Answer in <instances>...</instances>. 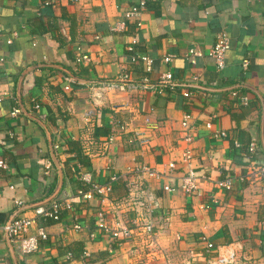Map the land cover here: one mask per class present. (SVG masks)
Masks as SVG:
<instances>
[{
  "label": "crops",
  "instance_id": "0c3cea01",
  "mask_svg": "<svg viewBox=\"0 0 264 264\" xmlns=\"http://www.w3.org/2000/svg\"><path fill=\"white\" fill-rule=\"evenodd\" d=\"M134 1L0 0V264L19 256L24 264H160L176 251L205 264L202 237L220 252L234 247L237 264H264V181L257 170L264 163V0H150L130 18ZM220 31L230 37L222 70L210 55ZM134 38L136 53L152 59L150 71L131 60ZM79 51L89 60L77 63ZM26 71L34 84L25 92ZM168 71L175 89L160 94L105 84L123 72L156 82ZM16 107L21 112L14 114ZM188 113L191 141L182 126ZM217 129L226 135L215 137ZM187 148L200 195L178 188ZM142 164L158 176L141 171ZM59 167L62 186L44 207L60 203L54 219L31 205L54 192ZM228 178L231 189L218 184ZM109 181L108 195L78 194L81 186ZM166 184L177 188L167 191ZM98 209L129 227L131 237L119 243L98 231ZM12 216L33 219L32 234L47 232L36 251L10 246L3 225Z\"/></svg>",
  "mask_w": 264,
  "mask_h": 264
},
{
  "label": "built area",
  "instance_id": "2783aa9c",
  "mask_svg": "<svg viewBox=\"0 0 264 264\" xmlns=\"http://www.w3.org/2000/svg\"><path fill=\"white\" fill-rule=\"evenodd\" d=\"M150 0H135L132 5H130V9L127 11V16L130 18L138 17L142 11H144ZM140 24V23H139ZM137 40L134 38L132 44L128 46V50L131 52V60L138 61L142 60L146 64L147 71L152 69V59L148 55H141L136 53L134 44ZM230 48V37L226 31H220L217 33L216 42L214 46L210 50V55L214 58L216 62V67L218 70H222L225 67V58L228 49ZM190 55L198 54L194 49L189 50ZM172 58L171 55H166L164 57L165 61H170ZM76 62L80 63L85 60H89V55L84 53L83 51H79L76 56ZM248 61H243V66L247 67ZM69 81H72L74 77H67ZM197 79H194V82L197 83ZM106 86L108 88H114L125 92H136V91H152L154 93H162L167 88L170 90L175 89V84L173 80V74L168 71L162 74L159 81H151L147 77L140 79H133L127 72L120 73L115 78L106 81ZM186 95H189L190 92L186 91ZM242 103H248V97H242ZM35 107L40 108V104L36 103ZM21 112L19 107H16L13 110L14 114ZM191 121L192 115L185 114L184 119L182 121V126L187 130L186 140L191 141ZM212 121L208 120L206 122V126L208 128H212ZM122 131L126 130V124L122 123L119 125ZM226 131L222 129H217L214 132L215 137L225 136ZM113 135L110 137V140H113ZM140 142L142 144L148 142V138L145 135L140 137ZM255 144L251 143L249 147V151L254 152ZM193 160V151L191 148H187L183 154V161L187 165V174L184 179L179 183L178 188L189 194L200 195L201 193L198 190V186L196 183V173L192 166ZM5 163L3 160H0V166H4ZM170 169L174 170L177 168V164L175 161H170L168 163ZM139 169L143 172L148 173L150 176H158L157 171L147 164H142L139 166ZM259 172L260 179L264 181V163L259 164L257 167ZM116 179L115 176L111 178V180ZM221 187L231 189L232 188V179L228 178L225 180H221L218 182ZM177 187L171 184L164 185V189L167 191H174ZM112 190V182L109 181L107 183H99L94 182L90 186V188L86 191L79 190L78 193L82 194V197L86 200H93L97 197L108 195V193ZM45 214L54 219H59L60 217V203L58 201H54L51 205V208L45 210ZM33 223V219L24 217V216H16L14 217L10 223L7 221L3 225V229L8 235L10 242L19 250L22 254H29L36 251L39 247L40 240H45L48 238L47 232L43 228H39L38 232L32 234L29 232L30 227ZM79 224H75V228H80ZM96 228L98 231L105 233L109 236V238L113 241H117L121 243L126 238L131 237L132 230L121 224L120 220H116L114 222H110L107 214L104 209H98L96 211ZM146 232L149 234L153 231V226L151 223H147ZM91 236H95L94 233ZM201 247L200 254L205 262V264H237V250L234 247H227L223 252H220L217 249V246L209 241L206 237L200 238ZM70 256V255H69Z\"/></svg>",
  "mask_w": 264,
  "mask_h": 264
},
{
  "label": "water",
  "instance_id": "95a60500",
  "mask_svg": "<svg viewBox=\"0 0 264 264\" xmlns=\"http://www.w3.org/2000/svg\"><path fill=\"white\" fill-rule=\"evenodd\" d=\"M57 66V65H56ZM58 67V66H57ZM59 68L61 70H64L66 73H68L70 76L72 77H75L70 71L64 69L63 67H60ZM24 85V91L26 92V90L28 89V87L32 86L34 84V77L31 75V73H29L28 71L24 72L22 78L20 79V84ZM189 86H192V87H195V88H205L203 85L201 84H188ZM230 89H232L233 87H229ZM205 89H209V90H212L211 88H205ZM215 90V89H214ZM20 96V94H19ZM34 119H37L39 120L37 117L35 116H32ZM62 182H63V175H62V171L59 167V182H58V185L56 187V189L54 190V192L49 195L47 198L39 201V202H36L34 204H32L31 206H34L36 207L37 211L38 212H43L44 211V207L47 203H49L50 201H52L54 199V197L57 195V193L60 191V188L62 186ZM14 218V216H12L7 222L10 223L11 220ZM7 240L9 241L10 243V246H12L11 242H10V239L7 235ZM14 263L15 264H24V261H23V257L19 256L18 257V260L15 258L14 259Z\"/></svg>",
  "mask_w": 264,
  "mask_h": 264
},
{
  "label": "rangeland",
  "instance_id": "374dc122",
  "mask_svg": "<svg viewBox=\"0 0 264 264\" xmlns=\"http://www.w3.org/2000/svg\"><path fill=\"white\" fill-rule=\"evenodd\" d=\"M170 257L164 258L160 261V264H201L193 262L191 259H189V256H185V254L182 252H172L169 254Z\"/></svg>",
  "mask_w": 264,
  "mask_h": 264
},
{
  "label": "trees",
  "instance_id": "16d2710c",
  "mask_svg": "<svg viewBox=\"0 0 264 264\" xmlns=\"http://www.w3.org/2000/svg\"><path fill=\"white\" fill-rule=\"evenodd\" d=\"M73 143L72 142H70V146L72 145ZM77 158H78V160H79V162L80 163H82L83 165H85V166H88L89 165V159H88V157L86 156V155H84V153L81 151V150H77ZM89 188L87 187H85V186H81L80 188H79V190H81V191H86V190H88ZM79 194V196H81L82 197V194H80V193H78ZM79 256V254L76 252V251H73L72 250V254H71V256L70 257H74V258H77Z\"/></svg>",
  "mask_w": 264,
  "mask_h": 264
}]
</instances>
